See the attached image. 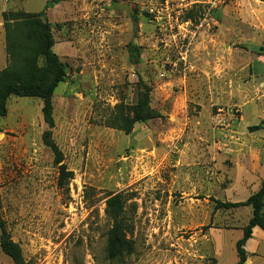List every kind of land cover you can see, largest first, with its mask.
<instances>
[{
  "label": "rangeland",
  "instance_id": "rangeland-1",
  "mask_svg": "<svg viewBox=\"0 0 264 264\" xmlns=\"http://www.w3.org/2000/svg\"><path fill=\"white\" fill-rule=\"evenodd\" d=\"M47 1L0 0V14L39 13ZM208 1L63 0L44 12L67 64L52 137L73 178L58 183L42 101L11 97L0 118L1 214L28 264L237 263L252 209L214 210V200L244 201L264 180V0L215 11L191 47L192 70L167 12L158 22L148 11L168 4L196 19ZM6 63L0 16V70ZM143 85L160 117L125 134L113 122L117 106L135 105ZM115 193L126 198L134 247L123 261L105 253V201ZM252 232L244 264H264V232ZM0 264H13L1 250Z\"/></svg>",
  "mask_w": 264,
  "mask_h": 264
},
{
  "label": "trees",
  "instance_id": "trees-1",
  "mask_svg": "<svg viewBox=\"0 0 264 264\" xmlns=\"http://www.w3.org/2000/svg\"><path fill=\"white\" fill-rule=\"evenodd\" d=\"M62 1H47L44 10L39 13L26 12L22 9L2 12L7 63L0 70V118L6 116L11 97L37 98L42 101L41 113L47 126L42 138L53 155V163L58 166L60 186H64L73 178V173L62 163L63 154L52 137L53 96L59 83L65 79L67 64L53 51L55 40L52 25L44 12ZM137 51L136 45L129 46V56L134 63L139 60ZM157 117L160 115L150 107V88L143 85L135 105L117 106L113 122L116 128L130 134L137 123H146ZM260 129L262 127L259 125L249 127L250 132ZM214 202V210L246 206L252 209L251 217L242 230V236L235 244L238 258L236 264H244L248 257L245 245L252 238L253 229L259 228L264 232V180L260 182L258 190L244 201L214 200ZM125 203L126 198L122 193L110 194L105 201L104 214L111 223L105 253L110 261H123L134 251L132 242L127 238L129 227L125 217ZM1 210L0 197V250L13 264H28L20 245L12 240L7 230Z\"/></svg>",
  "mask_w": 264,
  "mask_h": 264
},
{
  "label": "built area",
  "instance_id": "built-area-1",
  "mask_svg": "<svg viewBox=\"0 0 264 264\" xmlns=\"http://www.w3.org/2000/svg\"><path fill=\"white\" fill-rule=\"evenodd\" d=\"M229 0H209L203 12L196 19L182 18L181 9L178 7V11H174L171 5V8L168 4L156 8H150L148 11L154 17L156 21L162 19V11L167 12V17L172 20V24H169L171 29H175V35L178 36L176 41V48L178 49L179 59L184 65V70H192L193 66L189 62L191 47L197 35L204 29V27L209 26V22L212 20V15L215 11H218L223 5H225ZM186 8V7H184ZM183 10V9H182ZM186 10V9H185ZM174 14V17L171 18V15Z\"/></svg>",
  "mask_w": 264,
  "mask_h": 264
},
{
  "label": "crops",
  "instance_id": "crops-1",
  "mask_svg": "<svg viewBox=\"0 0 264 264\" xmlns=\"http://www.w3.org/2000/svg\"><path fill=\"white\" fill-rule=\"evenodd\" d=\"M3 12V11H2ZM0 16H1V14H0Z\"/></svg>",
  "mask_w": 264,
  "mask_h": 264
}]
</instances>
